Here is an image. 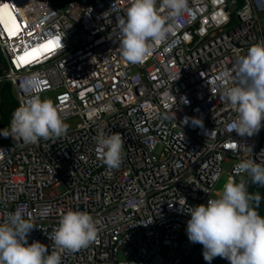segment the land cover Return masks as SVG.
<instances>
[{
  "label": "built area",
  "instance_id": "obj_1",
  "mask_svg": "<svg viewBox=\"0 0 264 264\" xmlns=\"http://www.w3.org/2000/svg\"><path fill=\"white\" fill-rule=\"evenodd\" d=\"M130 4L0 0L19 27L11 36L0 18V84L14 86L20 106L54 94L64 122L81 120L59 138L0 143V221L23 207L35 227L28 242L49 251L66 211L88 212L97 222L87 247L57 249L62 264H193L203 246L189 241L190 215L179 198L189 206L217 198L229 163V179L249 182L250 191L236 167L245 145L253 148L249 158L264 162V128L252 137L229 132L236 113L222 94L236 82L239 60L264 41V0H189L176 31L135 64L122 58L115 26ZM32 74L41 81L36 93L23 86ZM100 131L122 135L119 168L98 157Z\"/></svg>",
  "mask_w": 264,
  "mask_h": 264
},
{
  "label": "clouds",
  "instance_id": "obj_2",
  "mask_svg": "<svg viewBox=\"0 0 264 264\" xmlns=\"http://www.w3.org/2000/svg\"><path fill=\"white\" fill-rule=\"evenodd\" d=\"M189 11V0H131L126 15L118 16L115 23L122 58L132 64L142 62L155 46L176 31ZM228 75L223 73L219 79L223 81ZM235 79L233 85L222 89L223 97L236 113L225 127L241 137H252L264 128V41L252 45L239 60ZM23 86L26 91L36 93L41 81L37 74H32L24 78ZM182 100L188 103L186 98ZM192 123L203 127L200 118H192ZM67 129L55 103L33 95L29 103L14 111L10 128L0 129V136L30 144L41 138H59ZM96 140L98 157L109 169L119 168L122 135L100 131ZM241 153L236 167L247 174L250 183L264 186V162L249 158L252 146L245 145ZM260 200L259 193L249 192V182L234 179H229L218 197L206 204L189 206L185 198H179L181 211L190 215L186 227L188 239L203 246V258L208 264L216 257L230 264H264V215L256 210ZM48 211L45 207L41 215L47 216ZM28 215L18 206L0 221V264H62L57 249L77 251L98 235L97 222L91 214L70 209L49 235L54 244L49 251V246L40 241L28 242L29 233L35 228Z\"/></svg>",
  "mask_w": 264,
  "mask_h": 264
},
{
  "label": "trees",
  "instance_id": "obj_3",
  "mask_svg": "<svg viewBox=\"0 0 264 264\" xmlns=\"http://www.w3.org/2000/svg\"><path fill=\"white\" fill-rule=\"evenodd\" d=\"M59 1L62 4L66 3V0H59ZM3 61L4 58L0 50V62ZM18 107H20V103L17 99L14 87L10 83L4 85L0 84V129L10 128L12 114ZM8 141H10V137L4 138L0 136V143H4ZM249 192L259 193L261 195V200L259 201L256 210L261 215H264V186H259L251 183ZM193 264H208V262L204 260L202 254V256ZM211 264H230V262L224 258L216 257L211 262Z\"/></svg>",
  "mask_w": 264,
  "mask_h": 264
},
{
  "label": "rangeland",
  "instance_id": "obj_4",
  "mask_svg": "<svg viewBox=\"0 0 264 264\" xmlns=\"http://www.w3.org/2000/svg\"><path fill=\"white\" fill-rule=\"evenodd\" d=\"M54 97H55V95L51 94V95H48V96L44 97V99L54 100ZM65 123L68 125V129L67 130H69V129L75 128L77 124L81 123V120L79 118H74V119L66 121ZM231 164L232 163L223 165V168H224L226 174L223 175L222 179L220 180V182L216 186L215 194H216L217 197H218V194H220L222 192L225 183L229 180L228 173L230 172Z\"/></svg>",
  "mask_w": 264,
  "mask_h": 264
},
{
  "label": "bare ground",
  "instance_id": "obj_5",
  "mask_svg": "<svg viewBox=\"0 0 264 264\" xmlns=\"http://www.w3.org/2000/svg\"><path fill=\"white\" fill-rule=\"evenodd\" d=\"M0 18L3 21L5 30L8 32V34H10L11 36H15L17 34L16 32L19 31V27L17 25H15L14 28L12 27L13 21H15V24H16V19L14 18L10 9L7 6L0 9ZM9 29H12V31H10ZM13 32L15 34H13ZM44 50L45 52L48 51V49L46 50V48H44Z\"/></svg>",
  "mask_w": 264,
  "mask_h": 264
},
{
  "label": "snow or ice",
  "instance_id": "obj_6",
  "mask_svg": "<svg viewBox=\"0 0 264 264\" xmlns=\"http://www.w3.org/2000/svg\"><path fill=\"white\" fill-rule=\"evenodd\" d=\"M14 27H15V21H13V28ZM9 30L12 31V29H9ZM13 34H15V33L13 32ZM52 46H54V43L50 41L48 44L44 45L43 47L44 48H51ZM21 59L23 60V59H25V57H21Z\"/></svg>",
  "mask_w": 264,
  "mask_h": 264
},
{
  "label": "crops",
  "instance_id": "obj_7",
  "mask_svg": "<svg viewBox=\"0 0 264 264\" xmlns=\"http://www.w3.org/2000/svg\"><path fill=\"white\" fill-rule=\"evenodd\" d=\"M7 84V83H6ZM9 84V83H8ZM12 85V84H11ZM13 86V85H12ZM14 87V86H13ZM15 89V88H14Z\"/></svg>",
  "mask_w": 264,
  "mask_h": 264
}]
</instances>
